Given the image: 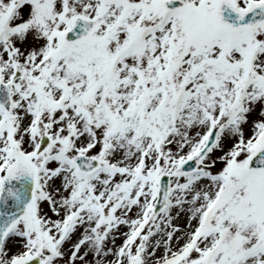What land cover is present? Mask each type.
I'll list each match as a JSON object with an SVG mask.
<instances>
[{
    "label": "snow or ice",
    "instance_id": "snow-or-ice-1",
    "mask_svg": "<svg viewBox=\"0 0 264 264\" xmlns=\"http://www.w3.org/2000/svg\"><path fill=\"white\" fill-rule=\"evenodd\" d=\"M0 264H264V0H0Z\"/></svg>",
    "mask_w": 264,
    "mask_h": 264
}]
</instances>
